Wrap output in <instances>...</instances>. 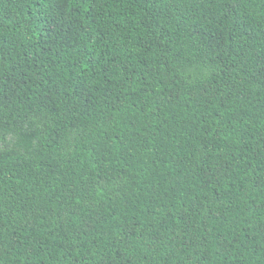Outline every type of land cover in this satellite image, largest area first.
Wrapping results in <instances>:
<instances>
[{
    "label": "trees",
    "instance_id": "trees-1",
    "mask_svg": "<svg viewBox=\"0 0 264 264\" xmlns=\"http://www.w3.org/2000/svg\"><path fill=\"white\" fill-rule=\"evenodd\" d=\"M0 264H264V0H0Z\"/></svg>",
    "mask_w": 264,
    "mask_h": 264
}]
</instances>
